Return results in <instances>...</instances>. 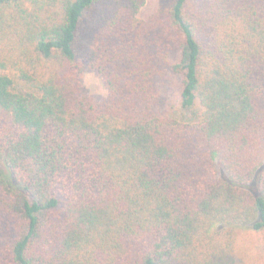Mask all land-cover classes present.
<instances>
[{
    "label": "trees",
    "instance_id": "1",
    "mask_svg": "<svg viewBox=\"0 0 264 264\" xmlns=\"http://www.w3.org/2000/svg\"><path fill=\"white\" fill-rule=\"evenodd\" d=\"M143 5L0 0V264H264V0Z\"/></svg>",
    "mask_w": 264,
    "mask_h": 264
},
{
    "label": "rangeland",
    "instance_id": "2",
    "mask_svg": "<svg viewBox=\"0 0 264 264\" xmlns=\"http://www.w3.org/2000/svg\"><path fill=\"white\" fill-rule=\"evenodd\" d=\"M161 0H144V5L138 14L142 21H149L160 9ZM84 84L88 93L96 100L101 101L107 97V90L101 79L94 72L84 75ZM159 90L165 99V106L161 109L162 116H168L180 122H192V115L180 108V94L182 91L181 78L176 75H168L159 81ZM255 192V186L251 189ZM245 243L247 238L241 239Z\"/></svg>",
    "mask_w": 264,
    "mask_h": 264
}]
</instances>
